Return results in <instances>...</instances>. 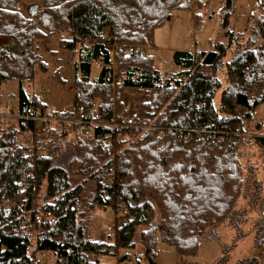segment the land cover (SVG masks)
<instances>
[{"label":"trees","instance_id":"16d2710c","mask_svg":"<svg viewBox=\"0 0 264 264\" xmlns=\"http://www.w3.org/2000/svg\"><path fill=\"white\" fill-rule=\"evenodd\" d=\"M37 1L40 6L27 16L21 0H0V38L15 45L11 56L0 48V86L32 82L36 66L45 72L35 41L54 37L75 71L72 110L62 116L72 118L82 106L95 112L94 122L100 125L89 135L76 125L75 135L50 131L46 157L34 161L22 154L21 121L10 126L0 114V264H42L40 253L49 254L52 264H107L97 257L116 256L115 250L120 262L133 253V264H157L159 239L178 256L196 258L209 230L239 220L241 201L248 200L254 210L262 200L263 184L249 156L255 152L264 161V137L233 133L237 128L257 131L249 117L264 104V14L252 16L243 33L226 31L227 42L212 50L174 52L178 70L163 74L155 68V58L143 56L140 49L153 47L155 30L172 12L193 5L202 10L206 3ZM231 6L227 0L222 30L229 24ZM195 18L198 22V14ZM96 61L101 67L92 79ZM126 88L144 99L141 112L121 122L117 115ZM18 96L19 114L48 107L23 88ZM114 122L121 128L113 130ZM225 125L231 127L230 135L223 132ZM195 131L201 132L196 136ZM111 139L115 150L106 147ZM112 173L128 215L117 225L114 242H96L88 232L96 213L113 204L112 197L100 195L110 190L106 177ZM258 214L256 255L237 264H264V209Z\"/></svg>","mask_w":264,"mask_h":264},{"label":"rangeland","instance_id":"374dc122","mask_svg":"<svg viewBox=\"0 0 264 264\" xmlns=\"http://www.w3.org/2000/svg\"><path fill=\"white\" fill-rule=\"evenodd\" d=\"M193 1V0H192ZM206 0H201V2ZM232 11L229 17V24L226 28L229 32L236 34L243 33L248 21L252 16L264 14V0H231ZM40 6L37 0H21V10L27 16H32V10ZM227 6V0H209V6L199 10L197 6H191L189 10H176L172 12L171 18L162 27L155 30L153 47L155 51L142 47L146 55L155 58V68L161 73L170 74L176 72L178 68L174 65L173 54L175 51H187L197 44V48L204 51L212 50L215 43H226L227 38L220 30L222 17ZM207 8V9H206ZM198 14L197 24L192 26L193 15ZM35 53L47 70L41 71L39 66L34 68V80L19 84L9 81L0 86V114L4 115L6 123L15 125L18 119V100L21 88L29 95H37L41 101L46 103L48 110L65 112L72 107L73 102V79L75 77L73 61L69 54L58 47V42L54 37H47L45 40L35 41ZM11 48V49H10ZM6 49L7 55L11 56L14 46ZM12 50V51H11ZM230 60V55L226 61ZM99 67L94 65L91 71V78L97 77ZM222 89H219L216 96L218 103ZM69 107V108H68ZM14 112H12V111ZM259 117L264 121V104L258 108ZM15 118V119H14ZM17 118V119H16ZM250 162L257 169L258 179L263 184L262 200L254 210H250L247 205L248 200H243L239 204V211H242L239 220L233 222L229 220L225 225L218 227L215 231L209 230L205 240L200 246L196 258H186L178 256L174 250L158 240L157 264H237L245 261L246 256L255 254L253 241L255 230L253 229L259 219V211L264 209V161L260 156L252 152ZM97 214L104 215L103 225L96 220V215L89 229V237L93 239L95 228H103L102 232L96 233V239L107 243L115 239L116 227L123 219L111 208ZM94 240V239H93ZM112 240V241H111ZM137 253L142 251V247L137 245ZM116 256H104L103 261L107 264H133V253L127 256L125 262H120L119 251H114ZM250 257V256H249ZM243 259V260H242ZM239 262V263H240ZM53 260L49 254L43 259V264H52Z\"/></svg>","mask_w":264,"mask_h":264},{"label":"built area","instance_id":"2783aa9c","mask_svg":"<svg viewBox=\"0 0 264 264\" xmlns=\"http://www.w3.org/2000/svg\"><path fill=\"white\" fill-rule=\"evenodd\" d=\"M112 42V36H108L106 39V45L111 50L114 46L110 45ZM133 48L129 47L127 49L128 53H131ZM141 54L143 56L146 55V52L143 49H140ZM94 65H97L99 68L101 67V62L96 61ZM116 81H120L116 79ZM144 95L140 92L135 91L132 88H126L123 91V100H122V109L117 115V118L121 120V122H127L132 117L138 115L141 112V107L143 103ZM70 109V108H69ZM198 109V107H197ZM72 110V109H71ZM12 111V110H11ZM14 112V111H12ZM18 113V120H20L21 130H22V140L21 143L23 145V156L32 157L34 161L42 160L46 157V144H47V135L50 131H55L58 134H73L75 135L76 131H73V126H80L81 133L83 135H89V130L92 127H97L100 124L94 122L96 118V114L94 111L87 112L82 106L78 107L76 111H74V116L72 118H65L61 113H57L54 111L46 109V111L34 110L32 108H28L24 113ZM4 117V115H3ZM15 119V118H14ZM249 123L251 126L256 127V133H247L241 131L237 128V132L233 134L241 137H252V136H260L264 137V121L259 117L258 112H253L249 117ZM113 130H117L121 128L117 123H113L110 125ZM223 132L230 135L231 127L228 125L223 126ZM201 131H195L196 136L200 134ZM218 134V133H217ZM214 134V135H217ZM213 135V136H214ZM182 134L177 136V138H181ZM116 139L120 140V133H117ZM220 140V136L218 137ZM238 145H241V141L238 142ZM106 147L109 149L115 150L116 145L113 139L107 140ZM106 184L110 186L109 189H103L100 192V195L103 199H107L112 197L113 200V210L119 215L122 219L126 218L128 212L125 208L124 202L121 200L119 196L115 193V174L112 173L106 177ZM14 185L21 186V183H14ZM7 208L10 207L8 202L5 203ZM50 217L49 214H46L43 219L48 220ZM103 251L106 249L103 248ZM264 254V249H263ZM46 253H40L39 258L43 264V259H45ZM98 259H102V256H98Z\"/></svg>","mask_w":264,"mask_h":264},{"label":"crops","instance_id":"0c3cea01","mask_svg":"<svg viewBox=\"0 0 264 264\" xmlns=\"http://www.w3.org/2000/svg\"><path fill=\"white\" fill-rule=\"evenodd\" d=\"M193 1H201V0H193ZM203 3H206V5H208L209 6V0H206V1H203ZM194 6V5H193ZM205 9V8H204ZM207 9V8H206ZM195 15H193V19H192V26L194 25V28H195V24H197V22L195 21ZM200 19V18H199ZM198 19V20H199ZM222 23V22H221ZM220 30L221 31H223V33H225L226 31H228V30H222L221 29V26H220ZM225 36V35H224ZM215 44H217V43H215ZM214 44V45H215ZM15 47V45H14V42L11 40V39H9V38H0V48H2V49H4L5 51H6V49H8V48H10V47ZM212 47H213V45H212ZM11 49V48H10ZM148 49H151V51H155L156 50V48H154V47H150V48H148ZM195 50H200V49H198L197 48V44H195V46H193V48H191V49H187V52H193V51H195ZM12 51V50H11ZM178 51H181V49H179ZM201 51H204V50H201ZM176 52V51H175ZM206 52V51H205ZM69 108V107H68ZM66 111V110H65ZM54 112H56V111H54ZM258 112V111H257ZM57 113H63V112H58L57 111ZM258 115H259V113H258ZM261 118V117H260ZM103 217H104V215H102V214H97L96 213V220L98 221V223L99 224H101V225H103L105 222H103ZM115 228H116V224H115ZM96 230H95V232H94V237H93V239H94V241H96V242H106L105 240H106V238L108 239V238H111L110 237V235H106V237L104 236L103 238H104V241H100V240H97L96 239V233L97 232H102L101 230H103V228H101V227H99V226H97L96 228H95ZM112 239V238H111ZM112 241V240H111ZM112 242H114V241H112ZM111 242V243H112ZM107 243V242H106ZM101 260H103V258L101 259Z\"/></svg>","mask_w":264,"mask_h":264}]
</instances>
